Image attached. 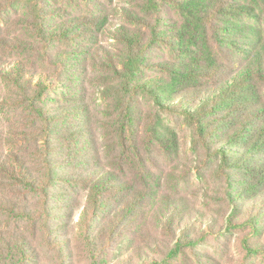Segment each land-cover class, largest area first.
<instances>
[{"label": "rangeland", "instance_id": "374dc122", "mask_svg": "<svg viewBox=\"0 0 264 264\" xmlns=\"http://www.w3.org/2000/svg\"><path fill=\"white\" fill-rule=\"evenodd\" d=\"M3 1L8 4L0 14V55L23 62L31 80L41 75L56 81L59 88L50 90L47 106L51 114L65 115L58 117L48 142L43 124L33 122L25 95L0 79V200L4 197L17 211L38 205L36 197L11 184L4 172L7 161H18L22 170L40 175L51 169L62 180L74 176L78 193H70L69 185L58 181L52 205L69 216L57 220L18 219L17 213L9 216L0 205V264H16L22 245L28 264H264V168L256 161L241 168L222 166L208 149L238 140L231 123L230 130L221 127L220 118L211 120V128L202 135L185 114L167 112L151 98L122 91L125 101L135 102L138 141L149 139L155 146L143 144L138 157L121 158L118 129L126 121L118 89L124 80L117 78L123 69L120 61L130 54L125 39L129 35L136 38L134 59L127 61L136 78L162 76L170 81L171 75L188 67L205 73L197 80H184L181 85L187 90L215 88L248 61L249 49L258 42L248 31L258 29L264 40V5L216 0L217 8L211 6L208 16H190L177 5L165 4L159 10L148 0ZM64 28L70 36L56 38ZM152 34L159 36L150 46ZM258 91L264 102V85ZM238 119L236 130L243 129V118ZM144 163L154 171L151 189ZM92 169L116 173L101 197L104 212L89 215L93 244L80 228L85 195L93 183L80 177ZM164 194L186 206L179 207L172 221L160 213ZM69 203L76 209L67 207ZM127 205L133 206L132 215L120 214ZM253 216L260 223L249 224ZM56 237L66 242L56 244Z\"/></svg>", "mask_w": 264, "mask_h": 264}, {"label": "trees", "instance_id": "16d2710c", "mask_svg": "<svg viewBox=\"0 0 264 264\" xmlns=\"http://www.w3.org/2000/svg\"><path fill=\"white\" fill-rule=\"evenodd\" d=\"M156 5H159V10L165 4H172L179 6L180 10L186 11L190 16H195L202 14L208 16L207 11L211 6L216 7V0H148ZM258 5H264V0H252ZM227 3L229 1L227 0ZM8 4V3H7ZM7 4L3 0H0V14L7 7ZM223 4H221L222 6ZM241 7L250 9L249 5H241ZM160 12V11H159ZM213 14V10L210 11ZM141 18V17H140ZM63 28V27H62ZM73 32V31H72ZM51 33V32H50ZM70 33L69 29L64 28L61 33L56 37L51 33L52 38L64 39L67 38ZM251 37L258 38V42L252 44V49L248 51L249 58L248 61L242 66V68L233 76L226 79L222 83L219 82L215 88L205 89L204 91H198L196 89L187 90V88L182 82L184 80L194 81L197 78H202L204 76L203 71L200 69L195 70L194 68L185 67L183 70L177 71L174 75H171L172 78L170 81L164 79V77L155 76L154 78H149L141 80L136 78L134 66L130 67V64L127 62L133 58V45L136 42V38L131 36H126L131 46L130 54L127 58L120 63L123 65V69L118 70L117 78L124 80L123 83L119 86L118 96L119 103L123 106L125 110L124 118L126 123H122L119 126L118 131L121 133V142L120 146V157L123 158L126 155L132 154L134 156H139L140 152L143 151L142 145L155 146V143L144 140L139 142L138 140V130L136 128L137 119L135 111V102L130 99L124 100V95H121L120 92L125 91L130 96L141 95L146 98L153 99L157 105L163 107L167 112H179L185 114L186 118L194 123L198 124L200 132L202 135L208 133V130L211 124V120H218L219 118L223 120L221 127H226L230 129V123L232 129L235 130L238 137L236 142L233 140L230 141L231 145H227L225 142H221L218 145H210L208 149L212 156L220 158L222 166H231L234 168H241L244 163L251 164L254 161L259 167L264 168L261 164L264 162H259L260 159H264V102L262 101L258 86L264 85V40L260 38L261 34L259 30L254 28L252 31H248ZM159 35L150 36V46L154 45L158 40ZM174 37L179 39V34H174ZM254 45V46H253ZM18 46L17 48H19ZM140 54L138 51L135 52ZM58 53L56 54V57ZM75 57V56H72ZM140 58V56H138ZM59 58V57H58ZM136 58V57H135ZM134 59V58H133ZM110 62V61H109ZM134 65V64H133ZM108 68L109 64H108ZM126 68L131 70V73L126 72ZM169 70H175V67L165 66ZM25 65L21 61L17 60H4L0 55V79L2 81L12 83L17 87L22 95H25L27 102L31 106V112L34 115L33 122H41L44 126L43 132L45 137H47L48 142L51 140L53 135L54 127L57 125L58 117L64 116L65 113L51 114L47 106L48 95L51 92L58 89V83L52 79L43 78L39 75L38 79L34 81L29 79L27 71H25ZM117 71V70H116ZM173 72V71H172ZM168 83L169 87H165L164 84ZM177 97L176 99L173 96ZM167 98L168 102L164 103V99ZM154 102V103H155ZM250 108V109H248ZM245 110V111H244ZM243 118L242 127L243 129L236 130V127L239 125H234L235 122H239V119ZM241 127V128H242ZM231 130V129H230ZM222 135V133H218ZM243 142L245 144L244 148L237 147V144ZM48 145V144H47ZM241 146V145H240ZM236 157V158H235ZM239 160L238 162H236ZM235 161V162H234ZM7 161L3 163L5 168L6 176L9 177V181L12 182L14 186H21L23 189L28 191L32 196L38 199V205L36 207H25L17 211L13 206L7 205L4 201V197H1L0 205H3V212H6L9 216L13 214H18V219H63L65 216H69L65 211L56 210L55 205H52V201L57 196L53 189L58 184V181H64L69 185L70 193H78L74 190V181L77 179L72 177H67L64 180L60 179L57 175L51 173V166L47 164V168L50 169L48 174H37L32 171L22 170L23 165L18 161L10 163ZM241 162V163H240ZM144 168H147V177H146V186L151 189L149 185V179H151L154 174L153 170L148 167L147 163H144ZM251 166V165H250ZM253 168V167H252ZM92 173H87L86 175H81L80 181L90 178L93 180L90 191L85 198H87L86 205L82 209L80 216L81 219V230L85 233L86 239L88 242L93 244V232L89 229L91 226V220L89 219L90 212L95 215H100L101 212H104V206L101 203V197L105 192V188L108 185V181L116 177L114 171H101L98 169L95 171L92 169ZM108 180V181H107ZM87 183V181H84ZM119 190V189H118ZM117 190V191H118ZM250 191L258 193L257 189L254 187L249 188ZM259 194V193H258ZM151 196L152 193H147ZM166 195L160 203V213L165 215L164 218L174 219L175 216H178L179 207L185 209V205L181 202H176L175 198ZM232 202L237 204L236 201L238 196L233 195ZM64 197V195H62ZM169 197V198H168ZM264 199V194L261 196ZM77 202V201H76ZM79 202V201H78ZM238 205V204H237ZM74 207V205H69L67 207ZM55 208L54 211H52ZM75 208V207H74ZM79 208V203L78 207ZM81 208V207H80ZM130 208V211H129ZM76 209V208H75ZM180 209V210H181ZM133 206H128L123 209L121 213H125L127 216L132 215ZM57 215V217H56ZM258 220V221H256ZM260 219H257L254 216L249 219V224L260 223ZM232 222V220H230ZM170 223H166V225ZM242 224H240L241 226ZM50 227V223L47 225ZM257 228V225H254ZM91 228V227H90ZM56 236V235H55ZM188 239V238H187ZM63 244L66 242L65 239L55 238L56 244ZM192 242V241H191ZM18 243V241H17ZM16 243V247H17ZM181 243L177 245L179 248ZM254 251H257L253 248ZM14 248L10 249V253L13 256ZM27 249L20 248V259L16 264H28L30 261L29 255L27 254ZM9 257L8 260L12 258ZM8 262V261H7ZM7 262L5 264H7ZM11 264H15L11 262ZM150 264H158V262H151Z\"/></svg>", "mask_w": 264, "mask_h": 264}]
</instances>
